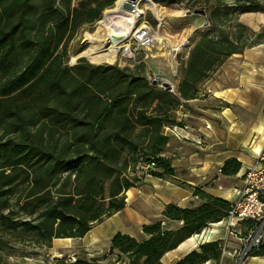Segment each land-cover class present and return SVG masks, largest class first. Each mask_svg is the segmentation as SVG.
Returning <instances> with one entry per match:
<instances>
[{
    "label": "trees",
    "instance_id": "16d2710c",
    "mask_svg": "<svg viewBox=\"0 0 264 264\" xmlns=\"http://www.w3.org/2000/svg\"><path fill=\"white\" fill-rule=\"evenodd\" d=\"M87 1L0 0V252L14 249L13 240L43 246L82 238L121 211L124 193L147 176L172 179L174 170L162 156L165 128L181 127L179 106L245 48L221 30L201 33L193 43L189 39L185 63L184 53L177 55L175 94L151 85L141 63L129 68L79 58L69 65L68 42L116 0ZM191 1V11L210 2ZM231 1L240 13L264 12L263 4ZM219 8L206 15L210 26L223 23ZM139 162L153 163L154 169L143 174L135 168ZM239 169L231 158L220 174L235 175ZM192 196L200 200L197 205H165L159 220L141 226L139 240L115 233L108 251L124 256L127 264H162L166 253L224 220L231 209L232 202L199 188ZM250 226L239 222L242 231ZM221 242H201L174 264H220ZM249 257H264V237L244 259Z\"/></svg>",
    "mask_w": 264,
    "mask_h": 264
},
{
    "label": "crops",
    "instance_id": "0c3cea01",
    "mask_svg": "<svg viewBox=\"0 0 264 264\" xmlns=\"http://www.w3.org/2000/svg\"><path fill=\"white\" fill-rule=\"evenodd\" d=\"M206 18L204 16L202 22ZM257 47L249 49L248 57L244 52L227 58L199 85L197 96L179 106L176 117L183 123L181 127L185 129L181 133L185 136L177 138L170 129L164 131L168 142L162 156L169 160L174 170L172 179L147 176L140 186L128 189L124 193V208L79 238L84 247H94L101 241L109 243L117 232L140 238L141 226L159 220L165 205H197L200 200L192 196L194 188L228 202L235 200L243 174L257 162L258 154L264 149V69L251 68L256 61H263L255 50ZM187 56V52L183 54L181 63H185ZM237 59H240V70L234 78L235 83L219 87L217 74L227 70L224 68L230 60ZM231 158L240 163L239 171L235 175H221L220 168ZM200 235L186 239L166 253L161 263L174 264L197 249L201 242L220 240L223 249L239 247L238 237L225 239L226 234H211L209 239L201 241ZM229 253L224 255L226 261L235 263L233 253ZM245 261L264 264V257H249Z\"/></svg>",
    "mask_w": 264,
    "mask_h": 264
},
{
    "label": "rangeland",
    "instance_id": "374dc122",
    "mask_svg": "<svg viewBox=\"0 0 264 264\" xmlns=\"http://www.w3.org/2000/svg\"><path fill=\"white\" fill-rule=\"evenodd\" d=\"M86 2L88 1L74 0L75 5ZM116 2L117 0L112 8L106 9L103 12L102 17L95 24L90 26L85 25L78 29L73 38L68 42L67 57L70 63L75 62L79 58H84L88 63L93 65L106 64L129 68L141 63L144 65L145 74L147 79H150V82H152L153 76L162 78L167 77L176 85L175 79L177 80L180 68L179 63L181 61L177 58L175 60L172 59L169 42L172 43L173 46H176L184 39L187 41L190 39L191 43H193L201 33L211 34L212 32L221 30L230 32L234 37L239 38V46L243 45L245 47L242 54L246 52L247 57L250 56L251 51L249 49L258 46L255 50L259 52L258 54L263 58V61H256L257 63L252 65L251 68L256 67V70L258 67L264 69V12L240 13L238 7L236 9L231 7V0H210L207 5H196L194 7L196 10H204L206 16L212 7L217 5L220 6L219 11L224 15V18H222L223 23L220 26H205L207 18L202 22L204 16L202 17L201 15L194 14L193 11L187 9L191 8V0H181L174 3L150 0L155 10L147 6L144 2H139L137 7L142 13L141 17L134 24L133 29L143 24L148 26L154 36L152 46L142 49L135 55L133 61H128V59L122 56L124 46L128 45L130 48L133 46L130 35H127V37L119 42L120 48L113 64L92 62L89 56L84 54V52L87 51L86 49H89L91 45L88 39L93 34H106L107 28L105 26H110L113 21H104L102 25L100 23L108 16L107 13L109 11L116 9ZM251 2L264 5V0H251ZM238 5L237 3V6ZM121 9L127 11L123 8V4ZM118 21L119 20H115L114 24ZM238 25H241L245 29H241ZM194 27L195 29H193ZM201 28H203V31H200ZM191 29L193 30L191 31ZM183 53L184 48L179 54ZM130 62H132V64H130ZM239 64L240 59L230 60L224 68L227 70L221 72V75L220 72L217 74L219 77H216V80L219 87L235 83L234 78L240 70ZM262 72L264 75V71ZM99 224H95L94 226ZM174 226V224H166V227ZM235 230H237V232H243L239 226L236 227ZM221 233L226 234L225 239L238 237V235H234V233L227 234L224 224H221L217 227L210 226L209 229H206L204 232L202 231L199 239L205 241L210 238L211 234L217 235ZM142 237L141 235L138 240ZM11 244L14 246V249L0 252V264H127V260L124 256L108 251L109 243L106 241H101L94 247H84L81 239L52 240L48 245L43 246H36L29 243L19 244L14 240L11 241ZM239 247H225L223 249V256L220 260V264H247V261H245L246 259L234 253V250H238ZM228 252H230L229 254L233 253L232 256H234L235 263L228 260L226 261L224 255L227 256L226 254Z\"/></svg>",
    "mask_w": 264,
    "mask_h": 264
},
{
    "label": "built area",
    "instance_id": "2783aa9c",
    "mask_svg": "<svg viewBox=\"0 0 264 264\" xmlns=\"http://www.w3.org/2000/svg\"><path fill=\"white\" fill-rule=\"evenodd\" d=\"M135 1L136 0L129 2L132 4V9L129 11L133 12L134 9L137 8V4L139 2L135 3ZM140 17L141 14L137 13L134 24ZM205 26H209V23L207 22ZM130 33L128 35H130V40L133 41V46L131 48L128 45L124 46L122 56L128 59V61H133L138 52L152 46L154 36L152 35L150 28L145 26V24L133 29ZM187 43L188 41L185 39L176 46H173V44L169 42L170 55L173 60L177 58V55H179L183 48L185 49ZM76 61L70 63L68 60V64L74 65ZM152 79L153 80L151 81L155 80L157 82V87L160 89H164L161 86L162 83H168L169 88L167 91L172 94L176 93V85L171 79L167 77L162 78L155 76H153ZM166 129H170V131L177 138L185 136L181 133V131L185 129L183 127L173 126L171 128H165V130ZM153 166V163L139 162L135 168L137 171L147 174L150 170L154 169ZM242 221L251 222L252 226L243 230L242 233L237 232L235 229L239 226V222ZM218 224H224L227 234L234 233V235H238L237 239L240 247L238 250H234V253L239 254L243 259L262 241L264 237V149L258 154L257 162L253 166L249 167L243 174L242 186L238 190L235 200L232 202L231 209L228 212L227 217Z\"/></svg>",
    "mask_w": 264,
    "mask_h": 264
},
{
    "label": "bare ground",
    "instance_id": "6f19581e",
    "mask_svg": "<svg viewBox=\"0 0 264 264\" xmlns=\"http://www.w3.org/2000/svg\"><path fill=\"white\" fill-rule=\"evenodd\" d=\"M124 2H130V0H117L116 9L109 11L107 13L108 16H106L100 23L102 25L104 21H113L110 26H105L107 28L106 34H93L89 37L88 41L91 43V45L89 49H86L87 51H85L84 54L89 56L92 62H104L113 64V62L116 60L117 52L120 48L119 42L132 31L137 13H142V11L138 9V7L135 8L133 12L123 11L121 9V6L122 4H124ZM136 2H144L145 4H147V6L155 10L154 5L150 2V0H136L135 3ZM115 20L119 21L114 24Z\"/></svg>",
    "mask_w": 264,
    "mask_h": 264
},
{
    "label": "water",
    "instance_id": "95a60500",
    "mask_svg": "<svg viewBox=\"0 0 264 264\" xmlns=\"http://www.w3.org/2000/svg\"><path fill=\"white\" fill-rule=\"evenodd\" d=\"M130 1H134V0H130ZM123 8L129 11V10L132 9V4H130L129 2H124V4H123ZM193 13H194V14L201 15V16H205V12H204V10H194ZM130 64H132V62H130ZM151 85L156 86V85H157V82L154 80V81L151 82ZM161 86H162L165 90H168V88H169L168 83H162Z\"/></svg>",
    "mask_w": 264,
    "mask_h": 264
}]
</instances>
